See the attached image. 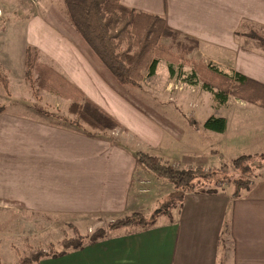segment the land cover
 Wrapping results in <instances>:
<instances>
[{"label":"crops","instance_id":"obj_1","mask_svg":"<svg viewBox=\"0 0 264 264\" xmlns=\"http://www.w3.org/2000/svg\"><path fill=\"white\" fill-rule=\"evenodd\" d=\"M120 4L164 18L176 37L163 38L161 43L175 49L179 43L177 56L187 51L184 60L174 65L173 77L167 62L160 60L155 74L141 87H147L149 80L153 84L161 62L166 64L169 87L177 72L186 83L184 79L198 62L211 63L226 74L238 73L264 86V49L248 36L253 32L264 37V0H120ZM238 31L243 35L236 37ZM192 45L197 47L195 51H191ZM217 58L219 62H215ZM44 59L55 61L61 74L89 100L144 141L150 140L149 135L157 139L169 135L180 145L186 135L193 145L187 149L195 152L201 137L218 134L204 128L205 121L215 116L207 115L198 126L190 120L193 130L187 129L186 134L170 123L174 121L171 118L155 115L116 81L98 57ZM167 85L156 87L155 92L147 89L165 93L169 102L177 101L176 110L193 104L190 96L185 99L190 87L176 85L179 92L169 99ZM154 115L155 119L149 117ZM221 118L226 121L224 134L229 121ZM134 149L114 146L107 139L78 133L42 117L4 109L0 114V245L5 234L10 237V230L26 235L22 229L43 244H52L49 239L58 235L68 242L75 236L73 230H66L69 224L86 237L90 230L80 229L85 220L101 216L121 219L142 211L147 199L139 192L143 175L136 171ZM261 151L263 154L264 148ZM257 175L239 190H247L245 195L238 192L234 197L235 192H224L226 188L211 194L187 193L174 209L172 222L159 215L147 229L117 228L100 240L85 241L78 249L40 264H264V170Z\"/></svg>","mask_w":264,"mask_h":264},{"label":"rangeland","instance_id":"obj_2","mask_svg":"<svg viewBox=\"0 0 264 264\" xmlns=\"http://www.w3.org/2000/svg\"><path fill=\"white\" fill-rule=\"evenodd\" d=\"M239 33L240 36L243 35L242 31H239ZM257 35L262 36L263 33H257ZM28 46H32L36 51L38 62L42 67L52 69L53 75H49L54 81V86H44L42 80L38 79L39 73L37 70L32 72L34 86H32L33 84L31 85L30 81L26 80L25 49ZM191 47V51H195L197 48L194 45ZM176 48H173V54L175 53L177 56L176 51H178L179 47L176 46ZM33 53L35 52L32 51ZM44 57L96 56L69 24L63 0H0V71L7 77L9 83L7 92L0 86V107L6 111L22 113L31 118L42 117L54 124L73 129L70 125L65 124L63 119L70 122L75 120V117L67 112L71 102L77 99V95L68 86L69 84L74 85L61 74L55 61L44 62ZM218 60L220 59L217 58L215 62H219ZM210 65L212 64L210 63ZM188 68L186 66V69ZM183 73L187 74L188 72ZM166 74V64L161 62L158 65L157 78L154 82H151L153 84L150 85L149 80L148 82L146 81L148 86L141 87L142 90L132 89L131 91H126L135 100L138 99L139 103L145 104L155 115L162 114L174 120L170 123L180 126L186 131V134L187 129L193 130L190 127L192 121H196L195 123L198 126L207 115L209 117H228L229 129L227 133L214 134L209 136V138L201 137L203 141L199 142V149L195 152L187 149V147L193 145L191 142H187L186 135L180 145L174 143L172 141L173 137L169 135L160 139L152 138L149 135L150 140L144 141L137 136L121 133L120 130H116L113 135L110 134V138L117 139L118 142L135 148L134 150L136 151L140 150L148 155L159 157L164 164L171 165V167L175 163L177 165L173 168L178 170L188 168L187 164H190L192 165L190 167L205 168L204 173L207 174L225 165L224 171L226 174L215 175L208 182L200 179L199 182L194 180L193 183L196 184L197 188L216 187L220 190L221 188H226L225 193L234 194L236 188L232 182L233 180L244 184L250 183L255 176H258L257 173L264 170V152L260 154L262 153L261 149L264 148V109L258 105L237 100L233 96H230L225 104L218 103L215 101L214 95L206 92L199 83L195 85L182 83V77H180L179 72H177L175 83L169 87ZM147 79L146 77L145 80ZM161 85H167L169 99L174 98L175 93L179 92L176 85L190 87L186 88L187 93L190 92V94L186 93L185 99L187 100L190 96L191 101H194V105L191 104L189 106L187 103L185 106L178 107V111L175 108L177 101L169 102L165 93H151L147 89L150 88L149 90L155 92L156 87ZM151 87L154 88L152 89ZM192 87L196 88L193 89ZM164 90L165 88H163ZM211 98H213V103H211ZM161 102H164L166 106L161 105ZM200 105L201 108L198 109ZM155 115L149 117L155 119ZM190 120L192 121L190 122ZM156 124L161 126V123ZM195 136H197V133ZM156 145L161 146V148L159 147L160 150L155 149ZM243 156L250 159L241 164V166L247 165L249 167L247 173H243L240 168L235 169L232 166V162L235 159ZM139 174L143 175V178L139 180L150 182L147 185L150 191L147 194H142L146 197L147 203L143 205V210L136 214L143 217L146 223H150L161 215L160 213L163 209L168 210L171 206L176 207L182 193L179 191L175 193L167 182L159 180L145 171H141ZM240 192L241 195L247 194V190L239 191V194ZM170 211L173 216L175 210L171 209ZM128 217L115 219L109 216H101L88 221L85 220L84 225H81L80 229H86V232L90 230L86 237L80 236L77 231H74L76 230L75 226L69 224V228L66 230H73L75 236L69 237L67 244H65L67 239H61L59 235L57 237L53 236V238L49 239L53 242L49 244L53 246L50 249L47 248L49 245L43 244L44 242L38 237L34 238L33 235L29 237L27 229H22V231H26V235L22 233L21 236H18L19 231L10 230V237L5 234L6 237L1 238L0 258L3 264H20L21 260H28L31 263L34 253L40 250L42 255H45L43 260L53 259L54 255H61L64 251L73 250L70 248V244L73 242L78 243L81 241L79 245H82L85 241L90 242L91 237L99 232H104L105 235H108L114 230L110 229L112 225H116L119 220ZM37 243L39 247H35ZM62 244L64 247H62Z\"/></svg>","mask_w":264,"mask_h":264},{"label":"trees","instance_id":"obj_3","mask_svg":"<svg viewBox=\"0 0 264 264\" xmlns=\"http://www.w3.org/2000/svg\"><path fill=\"white\" fill-rule=\"evenodd\" d=\"M66 18L76 33L84 40L92 50L103 66L110 72L116 81L126 90L139 89L144 83L146 77L153 76L156 66L160 60H165L168 64L170 77L174 76L173 67L177 61L184 60L187 55L186 50L176 56L172 52L171 46H165L161 43L163 38L176 37L174 32L166 25L164 18L145 13H139L128 9L120 4V0H63ZM239 31L236 37H239ZM258 41L264 49V37L251 32L248 35ZM180 47L179 43H176ZM32 51L35 53L32 54ZM26 59V80L32 82V72L37 70L44 86H54L52 79L53 71L49 67H42L38 62L37 53L32 46L25 49ZM178 63V62H177ZM51 76H50V75ZM208 78V79H206ZM184 82L195 85L201 83L202 88L214 95L216 102L225 104L230 96L246 103L258 105L264 109V86L248 79L238 73L226 74L213 65H204L201 62L192 65L191 74ZM8 80L0 71V86L8 91ZM34 86V84L32 85ZM77 95L68 107V114L75 117L74 121L64 123L73 127L78 133H83L90 137L107 139L114 146L124 147L117 139L110 138L116 130L121 133L129 134L116 119L102 110L99 106L89 100L78 88L68 85ZM0 107V114L3 112ZM204 128L215 133H223L226 130V121L221 117H210L204 123ZM109 135V136H108ZM136 151V150H134ZM137 159V173L145 171L155 178L167 182L174 191L181 192L178 205L171 206L160 213L165 215L169 222H172L171 209L178 208L183 196L186 193L211 194L217 190L216 187L197 188L194 180L209 181L214 176H220L225 173V165L220 166L210 173H204L202 167H190L183 170L175 169L164 164L160 158L148 155L137 150L135 152ZM249 157L243 156L235 159L232 166L235 169L240 168L243 173H247L249 167L241 166L242 163L249 161ZM137 176V174H136ZM204 181V182H205ZM235 185L237 196L242 188H246L249 183H240L237 180L232 181ZM155 219L146 223L145 219L139 214H132L130 217L119 220L116 225L110 229L131 228V230H142L149 228ZM104 232H99L91 237V241H97L105 237ZM66 242L65 244H67ZM81 241L73 242L70 248L78 249ZM52 248L49 245L47 248ZM50 252V251H49ZM49 257V256H47ZM60 257L54 255L53 258ZM45 258L42 251H36L32 261L21 260L20 264H39ZM0 264L2 260L0 258Z\"/></svg>","mask_w":264,"mask_h":264},{"label":"built area","instance_id":"obj_4","mask_svg":"<svg viewBox=\"0 0 264 264\" xmlns=\"http://www.w3.org/2000/svg\"><path fill=\"white\" fill-rule=\"evenodd\" d=\"M148 184H150V182L149 181H147V180H140L139 181V192L141 193V194H147V193H149V189L147 188V185Z\"/></svg>","mask_w":264,"mask_h":264}]
</instances>
